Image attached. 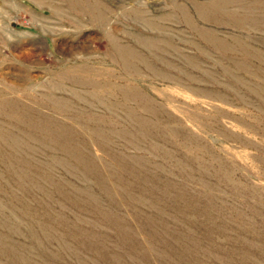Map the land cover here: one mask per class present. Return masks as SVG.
I'll use <instances>...</instances> for the list:
<instances>
[{
	"label": "rangeland",
	"instance_id": "1",
	"mask_svg": "<svg viewBox=\"0 0 264 264\" xmlns=\"http://www.w3.org/2000/svg\"><path fill=\"white\" fill-rule=\"evenodd\" d=\"M0 264H264V0H0Z\"/></svg>",
	"mask_w": 264,
	"mask_h": 264
}]
</instances>
